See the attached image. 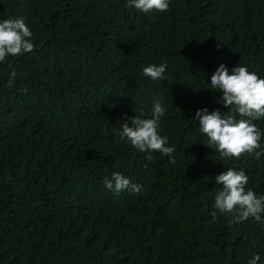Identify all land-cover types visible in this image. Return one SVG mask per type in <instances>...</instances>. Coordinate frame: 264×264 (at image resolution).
I'll list each match as a JSON object with an SVG mask.
<instances>
[{"label":"trees","instance_id":"trees-1","mask_svg":"<svg viewBox=\"0 0 264 264\" xmlns=\"http://www.w3.org/2000/svg\"><path fill=\"white\" fill-rule=\"evenodd\" d=\"M127 3L0 0V20L25 17L35 45L0 62V264H264V223L214 208L229 168L264 195V155L222 158L193 121L229 111L210 89L220 64L264 78V0ZM161 63L164 80L143 75ZM156 100L175 164L118 135ZM113 172L141 191L113 194Z\"/></svg>","mask_w":264,"mask_h":264},{"label":"clouds","instance_id":"clouds-1","mask_svg":"<svg viewBox=\"0 0 264 264\" xmlns=\"http://www.w3.org/2000/svg\"><path fill=\"white\" fill-rule=\"evenodd\" d=\"M169 3L170 0H128L126 6H134L144 13H163L169 10ZM32 36L25 17L0 20V62H5L10 56L31 52L35 48ZM166 70V63L151 64L143 68V75L152 80H164ZM15 75L13 69L9 84ZM210 86L211 90L222 93L220 101L229 111H209L206 107L196 111L193 121L198 122L199 132L207 137L206 146L218 152L222 158L239 159L248 154L259 159L264 155V147L260 143L264 133L254 121L264 119V78H259L246 66L237 65L230 72L227 66L220 64L211 75ZM235 114H239L240 118L237 119ZM165 115V106L156 100L152 104L150 118L136 112L134 116L125 117L119 138L130 143L136 150L148 153V160L152 159V152H159L175 164V148L168 146V137L160 134V121ZM103 183L115 195L125 190L133 193L141 191L140 185L132 183L120 172H113L110 178L105 177ZM215 183L222 185L215 194V209L221 213H236V222L253 217L255 221L264 223V195L257 196L246 188L249 178L242 169L229 168L222 171L215 176ZM259 260L260 257L256 255L248 264H257Z\"/></svg>","mask_w":264,"mask_h":264}]
</instances>
